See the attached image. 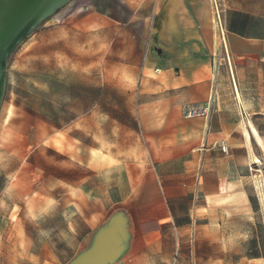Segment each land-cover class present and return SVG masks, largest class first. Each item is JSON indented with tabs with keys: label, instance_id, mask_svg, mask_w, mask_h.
<instances>
[{
	"label": "crops",
	"instance_id": "1",
	"mask_svg": "<svg viewBox=\"0 0 264 264\" xmlns=\"http://www.w3.org/2000/svg\"><path fill=\"white\" fill-rule=\"evenodd\" d=\"M223 1V38L210 0H88L89 10L76 11L77 26L56 43L68 49L85 88V68L95 64L101 68L96 87L111 98L133 99L125 111L134 141L121 156L118 138L114 142L119 124L112 123L113 148L102 152L106 165L91 172L87 164L74 167L73 177L70 159L40 154L41 128L33 125L32 178L80 182L75 197L65 190L63 231L47 229V252H16V258L72 264L105 235L116 248L108 264H188L192 211L237 196L246 202L242 190H258L259 164L252 156L261 163L264 151V0ZM121 66L130 80L120 75ZM211 86L208 117L185 118L183 106L204 105ZM10 159L17 168L25 158Z\"/></svg>",
	"mask_w": 264,
	"mask_h": 264
},
{
	"label": "rangeland",
	"instance_id": "2",
	"mask_svg": "<svg viewBox=\"0 0 264 264\" xmlns=\"http://www.w3.org/2000/svg\"><path fill=\"white\" fill-rule=\"evenodd\" d=\"M87 3L69 0L20 40L6 58L0 124L7 109L11 113L6 125H0V264H30L16 258V252H47V229L63 231L60 214L67 198L65 190H71L70 196L75 197L80 182L77 178H32L33 125L39 123L41 128L40 154L50 153L61 161L70 159L73 177L79 172L74 167L86 169L87 164L91 172L106 165L108 157L103 153L113 148L112 123L119 124L114 142L118 138L121 156L125 151L122 147L134 141V122L125 111L133 106V99L125 95L111 98L106 89L96 87L101 68L96 70L95 56L89 60L94 65L85 68L89 77L85 88L75 77L79 67L68 49L56 43L67 29L77 26L81 14L76 11L89 10ZM119 70L124 80L131 79L126 67ZM115 108H119L118 114ZM38 111L39 115H33ZM263 152L259 153L258 173L262 190H242L246 202L237 196L230 204L209 201L211 208L192 211L188 264H264V203L259 201L264 196ZM15 156L25 158L17 168V162L10 159ZM6 186L19 190H4Z\"/></svg>",
	"mask_w": 264,
	"mask_h": 264
},
{
	"label": "water",
	"instance_id": "3",
	"mask_svg": "<svg viewBox=\"0 0 264 264\" xmlns=\"http://www.w3.org/2000/svg\"><path fill=\"white\" fill-rule=\"evenodd\" d=\"M69 0H0V101L5 82V63L15 45L42 20ZM116 254L113 242L103 235L97 245L72 264H108Z\"/></svg>",
	"mask_w": 264,
	"mask_h": 264
},
{
	"label": "built area",
	"instance_id": "4",
	"mask_svg": "<svg viewBox=\"0 0 264 264\" xmlns=\"http://www.w3.org/2000/svg\"><path fill=\"white\" fill-rule=\"evenodd\" d=\"M212 13H213V25L223 38L224 31V14L225 6L223 0H210ZM158 71V69H156ZM213 86H211L207 102L204 105H185L182 112L185 118L204 117L207 118L210 112L211 104L213 102ZM222 151H226V147H221ZM194 264V262L192 263Z\"/></svg>",
	"mask_w": 264,
	"mask_h": 264
},
{
	"label": "bare ground",
	"instance_id": "5",
	"mask_svg": "<svg viewBox=\"0 0 264 264\" xmlns=\"http://www.w3.org/2000/svg\"><path fill=\"white\" fill-rule=\"evenodd\" d=\"M252 132H253L254 137H256V139H257L258 142H259V136H258L257 131L255 130V128H254V129L252 128ZM245 134H246V131H245ZM246 138H249V134H248V137L246 136ZM252 158H254V159H253L254 162L260 164V161H259L257 158H255L254 156H252ZM256 186L258 187V190H259V191L262 190V189H261V180H260V179H259V180H258V179L256 180ZM260 200H261V202L263 201V200H262V196H260Z\"/></svg>",
	"mask_w": 264,
	"mask_h": 264
}]
</instances>
